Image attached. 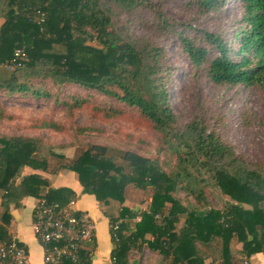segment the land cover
I'll return each instance as SVG.
<instances>
[{
	"label": "trees",
	"instance_id": "obj_1",
	"mask_svg": "<svg viewBox=\"0 0 264 264\" xmlns=\"http://www.w3.org/2000/svg\"><path fill=\"white\" fill-rule=\"evenodd\" d=\"M155 1L0 0V67L10 70L0 93L58 101L65 87L76 85L104 96L92 108L100 119L115 120L129 109L161 135L153 159L89 144L69 160L72 145L0 134V242L14 243L10 210L22 199L66 206L75 198L25 170L68 171L101 207L121 206L109 215L118 224L111 229L113 264H130L129 251L144 245L157 264H264V163L246 159L205 119L180 122L167 88L176 71L163 43L175 41L195 73L203 70L217 88L264 89V0H235L241 19L231 31L221 29L229 0H188L191 20H213L214 29L178 21ZM123 13L132 24L116 19ZM134 23L148 28V36L134 37ZM80 106L76 101L72 109ZM36 127L58 128L48 121ZM129 187L151 193L146 210L124 206ZM211 188L225 199L218 208L207 199ZM233 242L241 245L238 253Z\"/></svg>",
	"mask_w": 264,
	"mask_h": 264
},
{
	"label": "rangeland",
	"instance_id": "obj_2",
	"mask_svg": "<svg viewBox=\"0 0 264 264\" xmlns=\"http://www.w3.org/2000/svg\"><path fill=\"white\" fill-rule=\"evenodd\" d=\"M187 3L188 0H161L168 16L178 21L195 23L199 25V28L217 27L213 20L207 22L202 18L191 20L194 10ZM223 15L221 29L231 31L230 27L241 19L235 0H229ZM116 19L130 24L133 22L132 18L124 19V13L116 16ZM144 23L150 25L148 18ZM134 24L131 28L134 37L148 36V28L138 23ZM163 43L169 52V64L174 66L176 71L167 88L169 103L180 122L205 119L207 126H212L211 129L217 130L220 136L223 135L224 142L236 147L246 159L264 163V89L258 86L253 88L241 86L235 89L217 88L203 76V70L199 74L195 73L176 47L175 41L164 38ZM234 47H237V44ZM64 89V94L57 96L58 101L0 93V134L12 137L44 138L48 144L57 146L72 145L71 153L67 156L69 160L76 157L89 144L105 145L113 150L138 152L151 159L156 157L157 143L161 140V135L149 124L144 123L135 112L123 109L121 116L115 120H103L94 115L92 110L93 107L100 105V101L104 99L103 95L76 85H69ZM76 101L80 102L81 106L72 109ZM120 109L119 105V108L115 110ZM113 111L110 110L109 114ZM242 118L247 119L243 121ZM46 121L55 123L58 128H35V124L39 125ZM80 128L83 131L79 132ZM87 128L92 130L87 131ZM150 196V192L129 187L124 206L138 211L146 210L150 203ZM207 199L215 208L222 206L225 202L224 197L213 188L208 191ZM120 207L115 203L104 209L108 215L115 213L114 216H117ZM231 246L235 253L241 249V245L235 242ZM142 247L141 251L135 248H132L133 252L129 251L130 260L136 261L135 264L139 261L142 262L139 264H154L157 256L147 246ZM208 262L206 261L205 264Z\"/></svg>",
	"mask_w": 264,
	"mask_h": 264
},
{
	"label": "crops",
	"instance_id": "obj_3",
	"mask_svg": "<svg viewBox=\"0 0 264 264\" xmlns=\"http://www.w3.org/2000/svg\"><path fill=\"white\" fill-rule=\"evenodd\" d=\"M9 71V68L0 67V79L8 77ZM25 174H40L50 181L51 189H68L74 193V208L79 214H87L96 224L93 240L84 246L81 254L82 257L84 256L85 264H113L111 252L114 249V245L111 238L109 215L104 207L99 205L93 195L82 192V187L77 181L76 175L68 171H63L58 175H46L31 169H26ZM37 201L38 199L36 198L26 197L22 199L19 208H11L10 210L12 221L9 226V232L14 239V243L17 241L19 246H23L26 249L28 264H44V244L35 238L32 231ZM142 248H137L136 250L141 251ZM130 251L133 252V249ZM128 257L130 264L136 263V261L130 260V252ZM139 263L142 262L139 261ZM154 264H157V260H155Z\"/></svg>",
	"mask_w": 264,
	"mask_h": 264
},
{
	"label": "built area",
	"instance_id": "obj_4",
	"mask_svg": "<svg viewBox=\"0 0 264 264\" xmlns=\"http://www.w3.org/2000/svg\"><path fill=\"white\" fill-rule=\"evenodd\" d=\"M20 51H17V55ZM71 200L66 206L38 200L32 231L44 244V264H82L84 246L92 242L95 222L87 214H79ZM118 224L111 225L114 231ZM26 249L18 244L0 242V264H28Z\"/></svg>",
	"mask_w": 264,
	"mask_h": 264
},
{
	"label": "water",
	"instance_id": "obj_5",
	"mask_svg": "<svg viewBox=\"0 0 264 264\" xmlns=\"http://www.w3.org/2000/svg\"><path fill=\"white\" fill-rule=\"evenodd\" d=\"M15 243L17 244V241H15Z\"/></svg>",
	"mask_w": 264,
	"mask_h": 264
}]
</instances>
